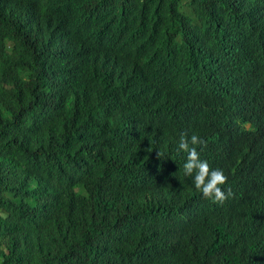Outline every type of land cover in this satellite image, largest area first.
Listing matches in <instances>:
<instances>
[{"label": "trees", "instance_id": "16d2710c", "mask_svg": "<svg viewBox=\"0 0 264 264\" xmlns=\"http://www.w3.org/2000/svg\"><path fill=\"white\" fill-rule=\"evenodd\" d=\"M1 1L0 264H264V0Z\"/></svg>", "mask_w": 264, "mask_h": 264}, {"label": "clouds", "instance_id": "9594fccd", "mask_svg": "<svg viewBox=\"0 0 264 264\" xmlns=\"http://www.w3.org/2000/svg\"><path fill=\"white\" fill-rule=\"evenodd\" d=\"M11 3V0H5ZM0 2H2L0 0ZM4 16V7L0 12V19ZM13 18L16 20L14 11ZM15 27L20 32V40L18 41L22 47L27 44V38L21 23H15ZM264 33V24L259 27L252 37ZM13 44L8 47L7 53L12 49ZM21 50V48H20ZM242 118L244 120V134L246 144H255L259 147L264 142V90L252 97L248 103L242 107ZM248 132L252 133L248 137ZM197 145L204 146L205 141L193 134L190 138L181 137L179 142V151L187 153L186 162L183 165L184 174L193 176V184L205 199H210L214 203H223L229 193H226L222 186L226 183L227 177L220 169L210 168L207 161L200 159V154L197 150Z\"/></svg>", "mask_w": 264, "mask_h": 264}, {"label": "rangeland", "instance_id": "374dc122", "mask_svg": "<svg viewBox=\"0 0 264 264\" xmlns=\"http://www.w3.org/2000/svg\"><path fill=\"white\" fill-rule=\"evenodd\" d=\"M218 41H220V40H218ZM221 41H224V42L228 43L230 41H233V39H231V40H221ZM208 42H212V41H204V42H200V44L203 45V44L208 43ZM206 50H207V48H206ZM206 89H207V92H209L210 89H211V85H210L209 82H206Z\"/></svg>", "mask_w": 264, "mask_h": 264}]
</instances>
